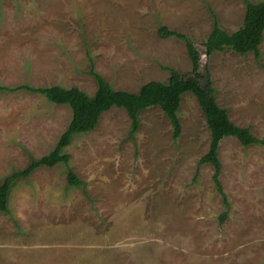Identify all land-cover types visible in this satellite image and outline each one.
I'll use <instances>...</instances> for the list:
<instances>
[{
	"label": "rangeland",
	"instance_id": "1",
	"mask_svg": "<svg viewBox=\"0 0 264 264\" xmlns=\"http://www.w3.org/2000/svg\"><path fill=\"white\" fill-rule=\"evenodd\" d=\"M245 14V0H0V185L49 155L72 121L69 106L20 88L93 97L88 54L114 91L166 83L168 69L190 73L186 44L159 37L161 27L193 41L219 107L264 142V35L259 61L232 50L205 55L215 22L233 34ZM178 118V140L158 107L139 113L132 134L126 110L113 107L62 151L83 186L68 185L64 164L17 180L0 212V264H264V144L221 142L230 204L221 221L215 169L199 164L211 131L191 94Z\"/></svg>",
	"mask_w": 264,
	"mask_h": 264
},
{
	"label": "trees",
	"instance_id": "2",
	"mask_svg": "<svg viewBox=\"0 0 264 264\" xmlns=\"http://www.w3.org/2000/svg\"><path fill=\"white\" fill-rule=\"evenodd\" d=\"M245 3L246 14L243 26L235 33L227 34L215 22L211 35L204 43L207 58H210L214 52L232 50L240 55L253 53L257 61L260 60L259 48L264 35V2L252 3L245 0ZM158 35L162 39L177 38L186 44L188 58L192 65L190 73L182 74L176 70L168 69L170 77L166 83H147L136 94L114 91L94 71L93 60L88 54L91 64L90 75L96 80L98 86L93 97H89L77 88L70 90L62 87L32 88L24 86L20 88L33 94L42 95L50 103L69 106L73 116L58 146L49 155L40 160H33L26 169L8 176L0 185V212L7 213L9 211V196L15 182L19 179H28L41 167L53 168L58 164H64L68 169V185L70 187L83 186L84 183L69 167L70 157L62 151L71 144L74 136L94 131L101 116L113 107L126 110L132 122V134L136 133L139 128L140 112L153 107L160 108L171 122L174 139L178 140L181 135V124L178 118L181 100L185 94H191L197 99L211 131L209 151L200 159L199 164H210L215 169L213 180L217 192L227 208L221 217V221L226 219L230 204L219 178L222 167L219 158L220 144L225 138H235L243 146L264 144V142L256 139L248 128L243 129L235 126L231 122L227 110L219 107L211 76L208 71L202 73L201 54L193 41L187 36L171 31L166 27H161ZM0 89L4 90L5 88L0 87Z\"/></svg>",
	"mask_w": 264,
	"mask_h": 264
}]
</instances>
